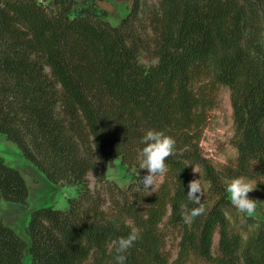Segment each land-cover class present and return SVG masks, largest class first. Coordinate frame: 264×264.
<instances>
[{
	"label": "trees",
	"instance_id": "16d2710c",
	"mask_svg": "<svg viewBox=\"0 0 264 264\" xmlns=\"http://www.w3.org/2000/svg\"><path fill=\"white\" fill-rule=\"evenodd\" d=\"M51 1L0 0V134L77 194L67 210H32L29 244L0 219V264H25L26 248L28 264H115V242L133 228L140 238L126 264H264V222L239 212L224 183L246 177L264 197V47L253 32L264 0H157L144 19L132 0L117 25L95 10L98 0H82L74 15L76 0ZM220 86L229 90L236 157L216 168L199 142ZM148 130L176 140L152 193L140 185ZM117 157L134 167L125 187L106 176ZM195 168L206 211L188 224L183 215L199 206L187 198ZM1 198L28 205L23 176L2 157Z\"/></svg>",
	"mask_w": 264,
	"mask_h": 264
},
{
	"label": "rangeland",
	"instance_id": "374dc122",
	"mask_svg": "<svg viewBox=\"0 0 264 264\" xmlns=\"http://www.w3.org/2000/svg\"><path fill=\"white\" fill-rule=\"evenodd\" d=\"M140 2L141 11L139 16H141L142 19L145 18V15L150 10L156 9L158 5L157 0H140ZM131 4L132 0H98L94 8L100 15L104 16L105 20L109 21L112 25H117L128 13ZM83 6L82 0H76L72 15ZM103 11L106 12L105 15L102 14ZM253 32H256L254 35L255 41L264 47V24H258ZM140 61L143 63L147 62L146 58L143 56L140 58ZM216 99L217 105L209 112V117L202 131L199 145L202 154L208 158L216 168H219L236 157V149L231 144L234 126L228 88L220 86L217 90ZM0 153L2 154L1 157H4L3 160L5 159L6 164L19 170L28 188V205L25 209L20 208L12 201L1 199L0 219L5 225L14 229L16 233L29 244V238L25 232V227L29 221L32 210L43 206H52L62 210L61 207H67L69 205L67 200L69 198L68 195L72 193L73 196V190L76 196V186H60L49 181H46L47 183H36V181H32L34 179L39 180L42 177L44 178V176L30 161L24 158L17 145L13 141L7 139L3 134H0ZM136 174L140 175V172ZM147 174V172H143L141 177ZM134 175V167L130 168L126 164L121 163L120 157L114 158L108 163L106 176L121 187H125L132 182ZM193 175L194 179H199L197 168L194 169ZM88 179L90 186H92L94 183L93 177L89 175ZM232 180L233 179L224 180L226 188ZM161 181L162 177H158L155 189ZM250 181L253 183V187L256 188V182L254 180ZM206 186L205 183H202L204 190ZM249 196L250 199L258 201L256 211L254 214H251V216L264 222V197L261 196L257 190L249 193ZM217 238L218 236L215 234L212 244V249L214 251L217 247ZM177 240L178 238L175 232L170 234L167 239L166 248L169 250L172 260L176 256ZM23 262L25 264L30 262V255L28 254L27 248L24 251ZM186 264L208 263L192 259Z\"/></svg>",
	"mask_w": 264,
	"mask_h": 264
},
{
	"label": "clouds",
	"instance_id": "9594fccd",
	"mask_svg": "<svg viewBox=\"0 0 264 264\" xmlns=\"http://www.w3.org/2000/svg\"><path fill=\"white\" fill-rule=\"evenodd\" d=\"M142 143L145 146L141 151L143 159L140 167L146 170L148 174L140 177V185L144 191L152 193L155 191L157 178L163 177L168 171L166 161L176 153V140L164 131L148 130L142 138ZM188 189V200L199 205L182 217L185 223L191 224L196 217L204 214L206 209L202 203L204 189L201 180L193 179L190 181ZM255 190L253 183L243 176L233 179L226 188L231 204L239 212L248 215L254 214L257 208L258 201L249 198V193ZM181 209L182 211L186 209V205L182 204ZM139 238V229L133 228L127 237H121L115 242L117 245L115 264H126L127 256L125 254Z\"/></svg>",
	"mask_w": 264,
	"mask_h": 264
},
{
	"label": "crops",
	"instance_id": "0c3cea01",
	"mask_svg": "<svg viewBox=\"0 0 264 264\" xmlns=\"http://www.w3.org/2000/svg\"><path fill=\"white\" fill-rule=\"evenodd\" d=\"M2 156V154L0 153V157ZM4 158V157H3ZM4 161H5V159H4ZM43 176H44V174H42ZM32 181H36V183H38V182H43V183H47L46 181H49L45 176H44V178L42 177V178H40L39 180L38 179H34V180H32ZM50 182V181H49ZM52 183V182H51ZM69 197H71L72 196V193L70 194V195H68ZM73 196H75V191L73 190ZM72 196V197H73ZM1 199H4V198H1ZM1 199H0V202H1ZM62 208V210H67L68 208H69V205L67 206V207H61ZM24 239V238H23Z\"/></svg>",
	"mask_w": 264,
	"mask_h": 264
},
{
	"label": "built area",
	"instance_id": "2783aa9c",
	"mask_svg": "<svg viewBox=\"0 0 264 264\" xmlns=\"http://www.w3.org/2000/svg\"><path fill=\"white\" fill-rule=\"evenodd\" d=\"M37 2L41 3L42 5L46 6H50L52 1L51 0H36Z\"/></svg>",
	"mask_w": 264,
	"mask_h": 264
}]
</instances>
